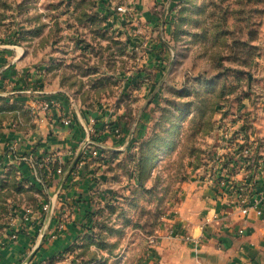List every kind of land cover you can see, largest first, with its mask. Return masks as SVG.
Wrapping results in <instances>:
<instances>
[{
	"label": "rangeland",
	"instance_id": "obj_1",
	"mask_svg": "<svg viewBox=\"0 0 264 264\" xmlns=\"http://www.w3.org/2000/svg\"><path fill=\"white\" fill-rule=\"evenodd\" d=\"M55 109L64 120L80 110L86 134L78 162L62 166L101 165L94 182L122 190L89 207L67 259L37 264H186L208 194L234 211L212 181L242 150L238 139L253 134L264 154V0H0V139L32 136ZM105 138L126 149L101 147ZM17 144L4 152L14 160H0V264L6 236L38 222L44 237L55 209L53 167L18 158Z\"/></svg>",
	"mask_w": 264,
	"mask_h": 264
},
{
	"label": "crops",
	"instance_id": "obj_2",
	"mask_svg": "<svg viewBox=\"0 0 264 264\" xmlns=\"http://www.w3.org/2000/svg\"><path fill=\"white\" fill-rule=\"evenodd\" d=\"M75 111L76 113L72 114L73 117H66V119L71 118L73 122L70 127L64 125L65 120L62 119L61 111L55 109L53 115L44 121L39 131L32 136L21 138L16 133L17 136L10 134L0 139V160L3 161V164L10 163L13 159L12 154L8 156L5 153L4 155L6 149L8 150L10 145L18 143L17 157L23 154L32 160L40 159L47 167H53L56 179L55 185H51L48 193L49 203L55 209L53 212L50 210L44 217V237L37 238L41 228L37 226L38 222H35V225L21 222L18 229L22 228L23 233L13 232L6 236L9 248L2 253L1 264H18V259L24 256L29 257L28 261L33 260V264H37L41 259L55 258L65 254L84 235L82 226L90 221L89 207L94 206V202L95 206H99L101 199L104 198L102 191L109 194L110 197H114L115 194V198H120L117 192H121L122 189L117 184L110 182L103 185L105 182L103 184L94 182V179L102 175L105 170V168H99L101 165L95 169V166L90 165L88 170L82 167L83 163L80 167L78 165L74 168L73 163L69 169L62 166L77 160V152H79L86 136L81 111L78 109ZM98 121V127L101 128L102 124L100 120ZM118 143V140L105 138L100 146L109 149L114 147L111 149L124 152L126 145L122 147ZM76 150L78 151L75 152ZM71 151L76 155L73 156ZM262 158L264 159V154ZM58 162H61L60 166L64 170L62 175L57 171L59 167L56 166V163ZM26 171L30 172L28 168ZM98 185H103V188L101 189ZM258 191L264 192V175L256 192ZM216 192H223V190L219 191L217 188ZM123 195L125 196L124 190ZM218 197L223 198V195L221 193L219 195L208 194L206 198L209 208L202 223L199 224L193 220L191 222L193 225H189V233L193 235L190 241L193 249L186 250L189 253L186 264H264V218L257 217L253 213L248 216L243 215L235 203L234 206H228V208H233V213L224 214L215 207L221 201ZM60 206L67 207L66 211L68 207H74L73 213L68 212L64 216V221L69 224H63V229H61L62 225L59 228L56 225L59 219L58 207ZM26 217L30 218L31 216L26 215ZM213 217L222 220L218 222L213 220L207 226V220ZM55 231L58 232L57 236L54 234ZM13 235L17 236L16 240L13 239ZM36 239L38 248L34 245ZM32 250H35L33 254ZM64 256L62 255L63 261L67 259Z\"/></svg>",
	"mask_w": 264,
	"mask_h": 264
},
{
	"label": "built area",
	"instance_id": "obj_3",
	"mask_svg": "<svg viewBox=\"0 0 264 264\" xmlns=\"http://www.w3.org/2000/svg\"><path fill=\"white\" fill-rule=\"evenodd\" d=\"M120 11H124V9L121 8ZM72 124L71 119L64 121L65 126L70 127ZM92 131L94 133V130ZM115 132L120 137V132L118 130H115ZM247 136L249 137L245 139V142L244 136L238 139L237 143H242L241 147H239L242 150H235L234 158L231 159H234V161L229 164V168H224L223 170L221 167L218 172L219 175L212 182L217 181L216 184L228 193L243 215L248 216L253 213L257 217L264 218V192H256L264 175L263 154L260 155L253 148V146L255 147L254 144L258 143L256 136L253 134H248ZM91 154L98 156L99 153L95 150ZM226 170H228V175L225 174ZM59 173H62V171H59ZM25 212L28 217L33 215V210L31 209H26ZM213 220H216V217L207 220L206 225L208 226ZM63 228L64 226L62 225L61 229ZM13 239L16 240L17 236L13 235Z\"/></svg>",
	"mask_w": 264,
	"mask_h": 264
},
{
	"label": "water",
	"instance_id": "obj_4",
	"mask_svg": "<svg viewBox=\"0 0 264 264\" xmlns=\"http://www.w3.org/2000/svg\"><path fill=\"white\" fill-rule=\"evenodd\" d=\"M77 162H78V160L76 161V163H77ZM75 165H76V164H75ZM74 167H75V166H74ZM74 167H73V168H74Z\"/></svg>",
	"mask_w": 264,
	"mask_h": 264
}]
</instances>
